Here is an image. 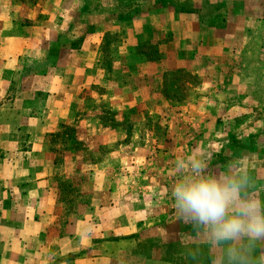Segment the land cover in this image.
Returning a JSON list of instances; mask_svg holds the SVG:
<instances>
[{
    "label": "crops",
    "instance_id": "crops-1",
    "mask_svg": "<svg viewBox=\"0 0 264 264\" xmlns=\"http://www.w3.org/2000/svg\"><path fill=\"white\" fill-rule=\"evenodd\" d=\"M230 1L222 0L226 4ZM111 2V6L117 8L121 0ZM86 6V0L72 3L68 0H0V264H175L167 258L150 254L140 261L122 256L125 252L123 237L133 239L136 236L161 235L170 226L169 221L180 220L178 211L175 213L168 204L164 208L162 199L154 200L155 190L159 193L160 187H173L177 181H155L150 178V167L140 168L133 164L138 154L137 130L133 131V135L121 134L112 138L113 127L108 122L101 118L95 121L90 113L81 115L85 107L94 101L96 106L116 110L118 114L136 108L140 103L138 98L123 103L125 92L129 97L132 93L136 97L137 90H132L129 83L118 80H113L107 87L100 85L97 98L91 97V92L87 93L92 83L101 82L94 81V73H101L100 78L107 75L103 74L101 30H97L106 27V21L98 19L92 23V29L86 32L83 29L90 28V23L84 21L91 13L101 16V12L104 14L109 7L104 4L96 10ZM240 17L249 18L245 15V8L228 14L227 27L221 30L225 43H232L228 34L235 28ZM138 18L129 22L137 25L143 20V17L142 20ZM165 21L161 33L170 30L169 20ZM113 22V25H109L118 26L123 23L120 19ZM189 22L176 28L179 34H174L177 47L170 49V43L166 44L165 41L161 46V57L151 59L142 54L141 60L145 61L146 68L141 76H155L163 82L170 69L176 65L182 67L181 61L185 60L183 51L195 45L196 55L192 53L188 56L193 62L188 61L187 67L200 74L204 80L198 87L199 92L210 86L211 94L217 81L216 75H210L212 70L209 66H214L211 62V58L215 60L213 54H219L213 52L218 48L215 44L216 41L219 43V39H216L214 29L207 30V35L202 36L199 18ZM184 32V37H179ZM78 35L84 37L80 48H70L60 55L57 53L55 48L58 45L74 43L80 38ZM206 47L211 49L209 55L205 51L201 52ZM171 50L178 54L175 66L171 65ZM51 59L54 62L48 69L36 68V65ZM119 60L121 57L114 58V75L122 65ZM18 79L21 80L20 84L17 83ZM37 79L47 80L49 84H36ZM138 89L142 92V102H145L148 89ZM43 94L45 100L37 101L38 96ZM212 98L201 95L191 105L202 114L203 105L214 109L217 102ZM35 107L45 110L32 115L29 111ZM193 115L192 123L202 125L205 116ZM133 123H137L136 118H133ZM187 123L183 122L184 125ZM73 124L86 131L79 136L80 140H94L91 148L101 144L115 145L112 150L104 152L98 164L90 170L84 168L80 161L82 152H66L59 162L56 160L59 150L47 146L49 134L64 125ZM209 124H213V121ZM200 132L202 136L193 139L195 144L213 136V133L204 129ZM174 134L170 133L169 139ZM190 136L183 131L173 139L183 138V141L189 143L192 142ZM149 138L154 140L152 135ZM125 139L128 142H120ZM24 141L27 143L24 144ZM261 149L258 152V169L259 178L264 184V143ZM140 151V154L145 155L153 152L148 143ZM125 154L133 156V159L130 161L131 158L124 157ZM42 155H47V159L41 164L37 160ZM33 159L36 161L33 162ZM139 170H145V173ZM85 172L89 175L92 173L94 178L85 179ZM138 174L142 176L140 179ZM105 175L108 178L102 179ZM77 176L81 199L76 205L72 199L66 202L67 205L60 204L58 198L61 183ZM259 190L264 193V185ZM160 196L164 199L167 195L165 193ZM259 199L264 200V195ZM59 205H74V210ZM129 251L135 252L132 246Z\"/></svg>",
    "mask_w": 264,
    "mask_h": 264
},
{
    "label": "rangeland",
    "instance_id": "rangeland-1",
    "mask_svg": "<svg viewBox=\"0 0 264 264\" xmlns=\"http://www.w3.org/2000/svg\"><path fill=\"white\" fill-rule=\"evenodd\" d=\"M68 1L77 2V0ZM111 1L86 0V8L92 7L97 10V7H102L104 4L109 7L104 14L103 11L101 12L103 16L91 13L90 17L84 21L90 23V28L83 29L84 32L90 31L93 27L92 23L97 22L98 19L103 18L106 21V27H100L97 30H101L100 50L104 55L102 56V66L105 69L103 74L107 73V75L100 78L99 74L101 73H94L93 77H96L94 81L100 80L101 82L92 83L87 93L91 92L93 95L91 97L97 98L100 85L103 84L104 87H107L113 80H118L129 83L132 90H137L136 97L133 93L129 97V94L125 92L122 96L123 103L136 98L140 103L138 107L123 110L124 112L118 114L116 110L96 106L95 101L89 102L90 104L85 107V111L81 115L90 113V116L94 117L93 120L97 121L101 118L104 122H108L113 127L112 138L119 137L121 134L126 136L132 133L133 135V131L137 130L139 135L136 142L138 154L132 162L139 165L140 168L150 167L152 169L150 178L155 181L170 180L171 182L173 180L174 182L179 180L181 175L190 174V166L187 162L190 159L188 154L194 147H199L204 153L203 158L207 166L205 174L213 176L225 173L247 175L253 182V185L248 189V194L259 199L261 195H264L259 190L264 184L259 178L258 169V152L262 150L261 145L264 143V0H232L227 4L222 0H121L117 8L111 6L113 3ZM240 8H245V15L251 19L240 17L235 28L228 34L232 43H225L221 30L227 27L228 14L231 11L236 12ZM137 16H139V20H142L143 17L142 22H137V25L131 24L129 21ZM196 18H199V24L203 30L202 36L207 35V30L214 29L213 32L216 33L214 35L216 39H219V43L216 41L215 44L218 48L213 50L219 54H213L215 60L211 58V62L214 66H209V69L212 70L210 75H216L217 82H215L214 92L210 94V86L199 92L198 87L204 83V80L200 74L187 67L188 61L193 62V59L188 56H191L192 53L196 55L197 47L195 45H190L188 50L183 51L185 60L181 61L182 67L176 65L178 54L171 50V65L176 66L167 72L163 82L162 79L158 80L155 76H141L146 68L145 61L141 60L142 54H146L151 59L161 57L163 55L161 46L165 41L166 44L170 43V49H174L177 47L174 34L179 35L176 28L183 27L185 22L189 24V20L193 21ZM116 19H120L123 23L118 26H110ZM165 20H169L170 30H164L161 33L162 23L165 25ZM75 30L79 32L78 28ZM184 35L185 32L179 37L183 38ZM79 37L74 43L58 45L55 48L58 51L56 52L60 55L70 48H80L84 37L82 35ZM159 37L162 38L159 39ZM204 51L209 55L211 49L206 47L201 50V52ZM120 54L121 56H119ZM115 57H121L118 62H121L122 65L116 69L114 75L112 72L115 68ZM53 62V59L43 61L39 66L36 65V68L48 69ZM209 81L212 82L213 79L210 78ZM17 83L20 84L21 80L18 79ZM35 83L43 86L49 84L44 79L40 81L37 79ZM144 87L148 89L149 93L148 98H145L146 101L142 102V92L138 88ZM201 95L206 98L213 97L212 99L217 102L213 110L203 105L202 114H199V110L193 109L191 103L194 102V99H200ZM39 100H45V94L38 96L37 101ZM44 110L45 108L35 107L30 111L28 109L27 112L38 115ZM193 114L205 116L208 121L205 122L204 118L202 125H195L192 123L194 122ZM210 114L214 116L211 117ZM133 118L137 119V123H133ZM186 121L188 123L184 125L183 122ZM210 121H213V124H209ZM207 123V127L204 126ZM97 125L99 126V123ZM203 129L213 133L212 138L195 144L194 138L201 137L200 131ZM183 131L187 135H191L192 142L187 143V141H183V138H177L174 141L173 138L178 137V134ZM82 132H86L85 129L81 126L77 127L76 124L64 125L58 131L49 134L46 143L49 148L55 151L59 150L56 158L59 162L66 152H82L80 161L84 168L90 170L98 164L104 152L112 150L115 145L104 146L101 144L99 147L96 146L97 148L95 146L91 148V143L94 140H80L79 136L82 135ZM97 132L100 133L99 130ZM170 133L176 134L169 139ZM149 135H152L154 140H151ZM120 142L126 143L128 139ZM147 143L153 152L148 155L140 154V150L145 148ZM124 157L131 158L130 161L133 159V156L127 154ZM179 158L185 159L182 174H178L175 170V164ZM46 159L47 155H42L37 162L42 164ZM35 161L33 159V162ZM139 172L145 173V170H139ZM92 173L89 175L85 172L84 178L93 179ZM95 175L96 178L97 173ZM138 175L140 179L142 176ZM110 177L112 178V176ZM77 178L78 176L61 183V193L58 198L60 204L67 205L66 202L72 199L76 205L81 199L82 192L81 187H78L76 183ZM106 178H108L107 175L102 179ZM159 189V193L156 190L154 192V200L162 199L164 208L165 204H168L171 210L177 213L173 198H171L173 187L167 185V187L162 186ZM165 193L168 197L163 199L160 195H165ZM59 206L74 210V205L67 206L68 208L64 205ZM67 213L69 214V212ZM169 223L170 226L161 235L136 236L132 237L133 239L123 237L125 252L122 256L140 261L150 254L158 258L162 256L175 264H221L222 249L209 242L203 228L188 223L182 218L173 222L169 221ZM131 246L135 250L133 253L129 251ZM248 258L250 264L264 263V240L254 241L250 244Z\"/></svg>",
    "mask_w": 264,
    "mask_h": 264
},
{
    "label": "clouds",
    "instance_id": "clouds-1",
    "mask_svg": "<svg viewBox=\"0 0 264 264\" xmlns=\"http://www.w3.org/2000/svg\"><path fill=\"white\" fill-rule=\"evenodd\" d=\"M190 174L181 175L171 195L180 217L203 228L209 242L222 249L221 264H250V244L264 240V200L248 194L247 175H207L204 153L194 147L188 154ZM185 159L175 170L182 174Z\"/></svg>",
    "mask_w": 264,
    "mask_h": 264
}]
</instances>
